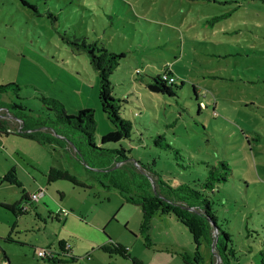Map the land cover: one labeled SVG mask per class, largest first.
Segmentation results:
<instances>
[{"label": "rangeland", "instance_id": "rangeland-1", "mask_svg": "<svg viewBox=\"0 0 264 264\" xmlns=\"http://www.w3.org/2000/svg\"><path fill=\"white\" fill-rule=\"evenodd\" d=\"M92 42L124 53L110 81L131 133L104 146H123L127 161L114 163L110 173L93 167L105 157L67 126L77 156L57 143L0 136V264H96L87 248L111 229L123 230L124 219L136 230L141 217L111 180L135 192L128 180L144 173L152 191L157 175V188L172 194L168 187L183 182L198 187L192 180L219 160L230 174L212 198L232 233L233 264H264V0H0V83H17L21 97L9 91L2 99L20 100L29 113L49 118L55 112L43 106L41 94L59 99L69 114L91 108L99 145L114 126L101 110L97 73L82 45ZM165 68L179 86H172L173 96L148 88ZM158 134L178 153L156 145ZM135 160L153 171L145 174ZM60 164L84 185L62 179L49 185H65L63 197L56 190L34 197L46 185L48 167ZM12 166L19 183L1 180ZM15 202L25 209L15 214L3 205ZM107 215L113 219L104 231L81 220L104 222ZM38 249L52 250L54 259L36 256ZM199 251L203 264H217L204 242Z\"/></svg>", "mask_w": 264, "mask_h": 264}, {"label": "trees", "instance_id": "trees-1", "mask_svg": "<svg viewBox=\"0 0 264 264\" xmlns=\"http://www.w3.org/2000/svg\"><path fill=\"white\" fill-rule=\"evenodd\" d=\"M26 3V0H22ZM88 53L89 64L96 70L98 78V100L101 110L105 113L108 120L113 124L114 128L100 136L99 145L94 140L95 119L93 109L80 108L75 113L69 114L62 102L55 98L45 95H40L39 99L43 106L55 112V118L35 116L28 111L20 100L17 102H6L2 99V95L6 92H13L16 98L21 97L18 94L19 85L15 82L0 83V136L10 133L18 134L26 138L35 140L40 144L45 142L57 143L61 147L70 151L77 156L80 153V148L71 138L68 132L63 129L64 126L76 129L83 137V141L88 145L89 149H94L97 156L105 157L100 159V164H94L93 167L101 168L104 173H110L114 170L110 169L114 163L127 161L125 155L126 149L119 145L118 147H107L105 143L119 142L122 139L129 138L132 128V123L129 119L124 118L119 113V98L112 95V83L110 75L113 73L120 59L124 56L123 52L109 51L103 46H97L92 42L87 45L82 44ZM172 72L164 69L162 74L157 73L148 83V88L153 91L161 92L168 96L175 95V90L172 87L173 81H169L165 75H171ZM173 75V74H172ZM178 88V85H174ZM194 92L196 87H192ZM61 125V127H57ZM63 127V128H62ZM160 139L165 140L163 134H158L154 143L162 148L172 149L178 153L176 148H173L167 142L160 143ZM77 151V152H75ZM139 168L145 172H152L150 166H145L140 161L135 160ZM124 163L119 166H123ZM131 166H133L131 164ZM135 167V166H133ZM206 175L202 179L192 180L194 184L189 183L177 184V187H168L172 192H161L157 186H160V180L154 178L152 181L153 189L148 190V178L144 173L139 177H132L128 181L136 183L138 191H131L125 186L115 183L111 180V185L119 187L126 191L123 194L124 200L128 203L138 205L141 210V218L139 222V231L142 234L146 246L152 244L150 237L151 219L156 214H171L174 215L182 224L189 230L194 244L192 252H180L182 261L185 264H203V258L199 251V246L204 242L211 248L214 237V251L219 255V264H233L238 261L237 250L234 248L232 233L229 232L221 222L216 208L212 193L218 188V183L225 182L230 174V167L224 160H219L217 164H207ZM136 168V167H135ZM140 174V173H139ZM46 181L52 182L57 179H65L73 184L84 185L76 176L70 173L67 169H61L56 166H49L45 173ZM1 180L10 183H19L16 176L15 168L12 166L2 176ZM158 182V183H157ZM159 184V185H158ZM162 184H164L162 182ZM105 185V184H102ZM128 185V184H127ZM107 186V185H106ZM163 189V188H162ZM23 196L27 198V194ZM3 205L11 209L15 214L21 212L18 208V202L3 203ZM188 207H192L189 209ZM225 219V218H221ZM108 241L102 243L99 247L109 256L118 255L130 261V264H141V261L132 255L125 244L111 240L107 235ZM59 247L63 251L64 242L59 240ZM264 262V249L262 250ZM48 260H53V257H44Z\"/></svg>", "mask_w": 264, "mask_h": 264}, {"label": "crops", "instance_id": "crops-1", "mask_svg": "<svg viewBox=\"0 0 264 264\" xmlns=\"http://www.w3.org/2000/svg\"><path fill=\"white\" fill-rule=\"evenodd\" d=\"M56 167L61 168V169H67L64 166H62V164ZM60 180L62 179H57L49 183L46 181L45 186L38 185L35 188V190H33V192L37 191L39 188H42L44 189V191L47 190L51 196H54V193H55L54 191L56 190L60 194V196L63 197L65 194L64 189L67 188L65 185H61V184L49 185L50 183L52 184L54 182H60ZM103 186H106V185H103ZM26 194L28 197L29 193H26ZM135 206H138V205H135ZM18 208L21 209L20 211H23L25 209L23 208L22 204L20 205L18 204ZM61 209L63 208L60 207L59 210L62 211ZM112 219L113 218L110 215L106 216V220H104V222L102 221L91 222V220L86 221L85 219L81 218V220H83L86 225L88 224H91V226L94 225L93 226L94 229L96 230L100 229L102 231H104L103 228H105L106 225H108L110 220ZM123 222H124L123 223L124 229L126 231H129V233L132 235V239H130V237L123 232L124 229L121 231H118V230L115 231L111 229L110 231H108L111 237L108 234L107 235L111 240L121 242L125 244L126 246H128L130 253L136 256L141 261V264H185L181 259L180 252H184V251L192 252L193 250V241H192V237L190 236V232L188 231L189 235L185 233V229L183 227L185 225L182 224L174 215L156 213L152 217L151 226H150V237H151L152 244L150 246L145 245L142 234L139 231L140 220L136 224V227H137L136 230H131V231L125 227L126 225H128L127 219L126 220L124 219ZM129 228L132 229L130 226ZM107 235L105 234L106 238L99 240L95 246L90 245L87 248L86 251L89 250V252H86L87 253L86 256L90 257L89 261L91 262L95 261L96 264H100V263L101 264H130V261L128 259L123 258L118 255L109 256L99 247L102 243H105L108 241ZM164 236H168V237L162 239V237ZM137 243H138V246H136ZM162 255L163 256L166 255L165 258H163L164 259L163 261H162Z\"/></svg>", "mask_w": 264, "mask_h": 264}, {"label": "built area", "instance_id": "built-area-1", "mask_svg": "<svg viewBox=\"0 0 264 264\" xmlns=\"http://www.w3.org/2000/svg\"><path fill=\"white\" fill-rule=\"evenodd\" d=\"M165 76H166V78H168L169 81H174V77H173L172 74L171 75H165ZM43 191H44V189L39 188L37 191H34L32 193V195L34 197H37L38 195H42ZM34 254L36 256H40V257H49V256H52L53 251L52 250H46V249H38V250L35 251Z\"/></svg>", "mask_w": 264, "mask_h": 264}, {"label": "water", "instance_id": "water-1", "mask_svg": "<svg viewBox=\"0 0 264 264\" xmlns=\"http://www.w3.org/2000/svg\"><path fill=\"white\" fill-rule=\"evenodd\" d=\"M188 208L191 209L192 207H188ZM215 240H216V237H214V239H213V242H212V244H211V249H212V251H213V254H214L215 260L217 261L216 263L218 264V260H219L220 258H219L218 253H217L216 251H214V243H215Z\"/></svg>", "mask_w": 264, "mask_h": 264}]
</instances>
